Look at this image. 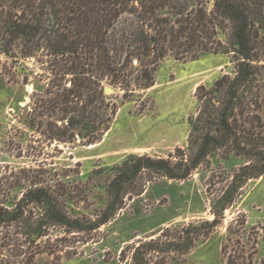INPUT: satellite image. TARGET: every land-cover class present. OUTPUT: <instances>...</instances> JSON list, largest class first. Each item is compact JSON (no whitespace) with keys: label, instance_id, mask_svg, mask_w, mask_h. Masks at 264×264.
I'll use <instances>...</instances> for the list:
<instances>
[{"label":"trees","instance_id":"1","mask_svg":"<svg viewBox=\"0 0 264 264\" xmlns=\"http://www.w3.org/2000/svg\"><path fill=\"white\" fill-rule=\"evenodd\" d=\"M219 52L230 55L234 69L197 86L186 144L168 157L132 153L92 170L88 182L107 192L106 206L94 215L86 211L88 182L79 186L65 179L68 173L52 172L40 153L21 151L34 154L33 161L0 178V264L70 254L69 238L95 240L126 198L144 192L146 180H187L217 151L242 156L244 163L214 192L212 220L172 224L129 248L131 264H163L166 255H184L206 240L248 182L264 175V0H213L212 8L204 0H0V54L16 68L21 59H35L48 79L46 96L35 98L41 119L32 122L48 143L103 140L119 110L106 84L131 98L155 84L168 56ZM221 250L225 264H253L244 247L238 256L225 243Z\"/></svg>","mask_w":264,"mask_h":264},{"label":"rangeland","instance_id":"2","mask_svg":"<svg viewBox=\"0 0 264 264\" xmlns=\"http://www.w3.org/2000/svg\"><path fill=\"white\" fill-rule=\"evenodd\" d=\"M204 1L212 8L213 0ZM233 69L230 55L225 52L205 53L186 60L168 56L155 72V84L150 88L135 91L131 98H124V91L115 88L110 95L119 110L112 127L101 142L89 148L80 140L48 143L36 131L38 126H32L38 116L35 98L46 96L48 79L41 76L45 72L35 59H21L16 68L0 54V178L6 176L9 167L31 163L34 154L19 155L28 150L40 153V159L50 163L52 172L68 173L65 179L79 186L88 182L92 170L100 166L110 168L128 154L168 157L187 142L188 117L197 108V86L210 84ZM27 73L29 80L25 82ZM35 91L37 95L33 97ZM243 163L242 156L217 151L210 156L209 164L195 170L187 180H146L144 192L126 198L125 207L102 226L95 240L76 242V238H69L68 242L75 245L70 254L57 257L45 253L38 257L37 264H131L129 248L139 240L157 237L172 224L212 220L210 204L214 192L222 187L221 180L231 176ZM88 184L86 211L94 215L106 206L107 192L104 186ZM243 193L225 211L223 221L206 240H200L184 255H166L160 263L225 264L226 255L221 250L225 243L228 253L238 256L243 254L244 247L246 256L252 253L253 264H264V175L250 180ZM13 200L11 195L8 204ZM123 248L125 258L121 254Z\"/></svg>","mask_w":264,"mask_h":264},{"label":"water","instance_id":"3","mask_svg":"<svg viewBox=\"0 0 264 264\" xmlns=\"http://www.w3.org/2000/svg\"><path fill=\"white\" fill-rule=\"evenodd\" d=\"M115 90H116L115 87H113L112 85L109 84L105 85V89H104L105 94L110 95L114 93Z\"/></svg>","mask_w":264,"mask_h":264},{"label":"bare ground","instance_id":"4","mask_svg":"<svg viewBox=\"0 0 264 264\" xmlns=\"http://www.w3.org/2000/svg\"><path fill=\"white\" fill-rule=\"evenodd\" d=\"M97 144H90L88 147L89 148H93V147H95Z\"/></svg>","mask_w":264,"mask_h":264}]
</instances>
